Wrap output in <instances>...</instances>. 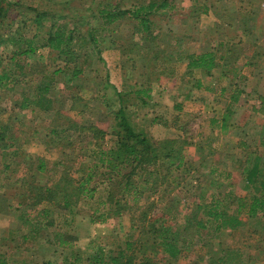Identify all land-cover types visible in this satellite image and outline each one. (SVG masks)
<instances>
[{"label":"trees","instance_id":"1","mask_svg":"<svg viewBox=\"0 0 264 264\" xmlns=\"http://www.w3.org/2000/svg\"><path fill=\"white\" fill-rule=\"evenodd\" d=\"M123 1L106 0L94 12L100 26L96 29L88 25L86 35L96 51L101 52L97 32L104 30L108 36L111 35L110 42L115 45V27L122 21L132 24L133 37H140L141 42L135 44L139 52L141 49H149L146 48L149 39L155 41L160 37V29L154 34V28L161 26L153 17L170 8L171 0H128L131 3L128 7H122ZM256 1L264 4V0ZM68 4L69 1L64 3L65 9ZM19 5L17 0H0V27L4 26V33H0V47L7 45L10 48L7 62L0 51V87H7L10 83L18 85L26 76L38 74L41 82L33 86L31 94L23 92L18 105L21 109L51 112L56 99L49 93L55 76L71 72L70 80L82 72L76 67L80 55L73 48L78 16L65 12V9L49 10L38 7V4L27 5L23 12L29 17L27 22L46 33L38 42V32L31 37L26 36V22H23L26 19L20 20L22 24H17L13 30L12 26L17 18L15 15L10 16V13ZM214 13L223 19L217 11ZM231 14L236 18L233 31L255 34L258 23L254 13L249 16V13L234 10ZM70 21L75 25L69 28L67 23ZM219 27L223 29V33L227 30L225 25L216 24L215 33H218ZM217 35L221 38L218 39L216 51L185 54L184 59L187 61V74L191 75L193 71L199 70L201 76L213 78L214 70L219 72L214 79V86L207 89L212 91L213 88L215 94L225 97L227 101L224 114L211 118L212 125L224 130L229 125L233 106L238 103L242 92L239 86L241 80L245 79L241 76L242 68L245 66L251 71L259 69L263 63L264 47L259 46L256 41H252L248 47L235 41L226 48L222 39L225 33ZM38 47L47 48L64 61V66L52 70L50 78L37 67L40 63L29 61ZM163 53V50L158 49L152 56L158 59ZM139 54L140 59H145L146 54ZM241 55L245 57L243 64L239 61ZM72 65L74 66L70 71L69 66ZM222 82L227 86H223ZM195 83L198 88L203 85L200 78ZM141 85L131 94L142 103H147L151 99L150 80L147 79ZM117 93L120 105L111 112L113 124L110 130L96 124L86 125L55 112L56 119L63 118L66 122L63 125H52L49 130L53 139L50 142L57 145L60 151V158L53 165L60 170H48L45 158L31 157L16 144L18 138L15 132L0 120V151L8 157V161L3 164L6 170L2 172L14 176L18 182L14 195L10 197V193L8 196L0 194V213H13L17 220V226L8 240L15 243L17 250L27 241L36 246L55 243L56 246L72 250L75 236L62 229L53 232L50 229L55 225L57 214L64 217L69 225L74 216L81 212L82 208L79 206L84 202L87 204V215L91 223H105L111 218L128 214L130 228L134 230L141 224L140 233L146 239L143 243L129 234L124 245L117 244L115 250H105L101 245L87 246L82 248L81 253L71 254V259L77 264H158L153 259L158 255L164 259L165 264H183L184 262H179L181 259H185V264H235L236 259L232 251L225 248V241L228 236H232L234 229L246 226L251 218L264 217V160L253 154H248L243 160L240 176L247 194L237 195L231 190H224V182L221 181L223 176L231 179L232 174L216 169L217 165L214 163L202 161L205 155L200 154L199 165L203 164L202 167L210 177L208 187L198 178L195 180V187L189 188L191 196L195 198L187 204V211L179 210L180 200H168L159 213L153 214L157 208L158 199L154 198L157 194L161 197L167 194V189L173 186L174 181L176 186L185 187L182 183L191 176L192 171L199 172L191 170L193 166H188L184 157L182 144L186 147L191 142H187L185 138L155 140L145 129L136 127L131 122L123 93ZM188 97L190 95L186 96ZM72 106L76 110V105ZM176 107L180 110L181 104L176 103ZM78 112H82V109ZM259 112L264 117V98H261ZM174 123L180 128L178 116ZM73 132L78 136L89 135V138L84 141L72 139L70 135ZM202 145L201 151L205 150ZM66 149L70 151L66 152ZM76 149L78 151L74 153ZM81 151L83 155L79 156ZM185 168L187 170H183ZM43 175L48 177L45 182L38 180ZM187 184L185 181V185ZM227 184L234 185L231 181ZM0 185L7 183L3 181ZM8 198L13 199L14 203L8 201ZM180 214L182 219L174 226V219ZM0 244L9 247L8 241ZM0 264H14L10 262L5 250H0ZM40 264L51 262L43 260Z\"/></svg>","mask_w":264,"mask_h":264},{"label":"rangeland","instance_id":"2","mask_svg":"<svg viewBox=\"0 0 264 264\" xmlns=\"http://www.w3.org/2000/svg\"><path fill=\"white\" fill-rule=\"evenodd\" d=\"M17 1H19V7L14 8L10 13V16L15 15L17 18L16 23L12 26L13 30L17 24H22L20 20L26 19L23 21L26 22L24 28L26 36L31 37L32 34L38 32V42L41 41L39 39L46 36V33L41 28H34L32 24L27 22L29 17L23 14L27 5L38 4V7L41 8L61 10L65 9L64 3L69 1L65 12L78 16L73 48L80 55L76 67L82 72L70 80L71 72L60 73L55 76V82L49 93L51 97L56 99L54 109L51 112L38 109H21L18 105L23 92L28 95L31 94L33 86L41 82L38 74L26 76L18 85L10 83L7 87H0V120L9 125L8 129L15 132L18 138L16 144L20 145L31 157H43L48 161V170H60L59 167L53 165L60 158V151L57 145L50 142L53 139L49 130L52 125H63L66 122L63 118L56 119L55 112L59 116H69L86 125L96 124L100 128L110 130V126L113 124L111 112L117 110L120 105L117 95L119 91L123 93L130 120L136 127L145 129L157 141L177 138H185L187 142L190 141L191 143L186 147L182 144L184 157L187 165L193 166L191 170H199V172L192 171L191 176L187 177L185 180L188 182L187 185H185V181L182 183L185 187L176 186L174 181L173 186L167 189V194L162 197L157 194L154 197L158 199L157 208L153 214L159 213L168 200H180L179 210L187 211V204L195 198L191 196L192 193L189 188L195 187V180L198 178L203 185L208 187L210 177L207 174L208 171L202 167L203 164L199 165L200 154L206 156L201 159L202 161L214 163L218 170L231 169L228 170L233 173L231 179L224 176L221 178V181L224 182V190H231L237 195L247 194L243 188L240 168L247 158L248 148H243L244 145L239 144L238 140H249L252 146L256 145L253 143V139L258 136L260 128L263 127V118L250 111V106L255 99L253 97L248 99L247 96L242 95L241 105H239L241 107L237 112L233 111L230 114L231 118H229V125L226 130L215 127L211 124V118L221 117L224 114L226 107L223 110L222 106H226L227 101L225 97L215 94L213 88L212 91L207 88L214 86V79L218 77L219 72L214 70L213 78L201 76L199 70L193 71L191 75L187 74V61L184 59V55L208 50L216 51L217 42L221 38L217 35L218 33L221 35L225 33L222 39L226 48L232 42L239 40L242 41V45L247 47L252 41H256L259 46L264 47V4L256 0L253 2L252 0H171L170 8L153 17V20L161 26L154 28V34H157L160 29L158 33L160 37L155 41L149 39L146 46L149 49H141L140 51L146 54V57L140 59V52L135 45L141 42L140 37H133L132 24L125 21L115 27L117 34L115 45L110 42L111 35L108 36L104 30H101V33L97 32L99 36L98 47L101 48V52L92 47L93 44L86 35L87 26L99 28L100 21L94 16V12H96L99 4L106 0ZM130 4L128 0H124L122 7H128ZM205 8L208 9L204 11ZM234 10L249 13V16L255 14L258 23V30L255 31V34L247 35L233 31L236 18L231 14V11ZM214 11L222 15L223 19L217 17ZM26 14L28 13L26 12ZM216 24L225 25L227 30L223 33V29L219 27L218 33H215ZM73 25L75 24L72 21L67 23L69 28ZM3 28L4 26L0 27V33H4ZM5 32L8 33L6 29ZM79 36L82 37L78 38ZM6 46L0 47L5 62H7L10 50ZM129 49L131 50L128 51ZM158 49L163 50L164 53L158 59H154L152 55ZM171 53L172 55H169ZM262 60L264 61V57ZM29 61L40 63L41 65L37 67L44 74H48V78H50L52 70L64 66V61L61 58L58 59L56 53L44 47H38L36 53L29 57ZM260 65L257 70L262 74L264 73V64ZM73 66H69L70 71ZM248 70L243 69V72L248 74ZM157 75L158 79H156ZM201 77L203 85L198 88L195 86V81ZM147 79L150 80L151 99L147 103H142L131 93L142 86L141 84ZM245 81L241 80L240 85L244 86L247 91H249V87L254 85V82H257L255 79L248 83ZM260 82L263 85L264 80ZM222 83L227 86L225 82ZM187 95H190V98H186ZM176 103L181 104L180 110L176 107ZM73 104L76 105L74 106L76 110L72 109ZM81 109L82 112L79 113L78 111ZM176 116H178L180 128H177V124L174 123ZM70 138L84 141L89 138V135L78 136L77 133L73 132ZM201 144L205 150L201 151ZM69 151L66 149V152ZM77 151L76 149L74 153ZM209 151L211 152L209 153ZM82 155L83 152H79V156ZM7 159L8 157L0 151V184L3 181L7 183V185H0V194L8 196L10 193L11 197L16 192L15 187L18 186V182L14 176L2 172V170H6L3 168V164L8 161ZM47 178L46 175H43L38 177V180L45 182ZM230 181L234 183L233 186L227 184ZM10 200L8 198V201ZM11 203H14L13 199ZM86 206L87 204L84 202L80 204L81 212L74 216V220L69 225L64 221V217L57 214L55 225L50 229L52 232L56 229H62L75 236L72 250L56 246L55 243L36 246V244L31 245L28 241L20 249H15V243L8 239L17 226V220L13 213H0V243L7 241L9 243L8 248L0 244V250H5L6 254L9 255L10 262L14 264H40L43 260H50L51 264H77L71 259V254L73 252L81 253L82 248L87 246L101 245L105 250H115L117 244L124 245V240L129 234H133L136 240L140 239L144 243L146 237L140 233L141 224H138L134 230L131 229L128 214L111 218L105 223L95 224L89 221ZM181 219L182 215L180 214L174 219L173 225H178ZM247 233V231L240 230L232 236H228L227 241H225V248L232 251L233 257L236 259L235 264H264L263 257L257 256L251 259L247 252L252 250H247L248 247L244 248L250 243L249 248L256 246L255 242L247 241ZM191 254L194 255L195 253ZM153 259L158 264H165L160 255L154 256ZM179 262L185 264V259H181ZM196 263L200 264L199 262Z\"/></svg>","mask_w":264,"mask_h":264},{"label":"crops","instance_id":"3","mask_svg":"<svg viewBox=\"0 0 264 264\" xmlns=\"http://www.w3.org/2000/svg\"><path fill=\"white\" fill-rule=\"evenodd\" d=\"M238 42H241V44H243L241 40H239ZM197 53H201V52H197ZM242 59H244V60H242ZM239 61L243 64L245 62V57L240 56ZM262 62L264 63L263 60H262ZM243 69H249L248 74L244 73ZM241 76H242V78H245L242 80H246L245 81L246 83L250 82V80H252V79H255L257 82H254V85L249 87V91H247L244 86L239 85L240 90H242V92L240 94L238 103H236L233 106L232 110L237 112L238 109L241 107L239 105H241L240 100H241L242 95L247 96L248 99L253 97L255 99V101H253V104L250 106V111L255 113V114H258L260 117L263 118V127L260 128L258 136H256L253 139V143L256 144L255 146H252L250 144L251 142L249 140H245V139H239L238 142H239V144L244 145L243 148H248L247 149L248 154H253L254 156H258V157L262 158V160H264V158H263L264 157V117L259 112L261 98H264V87H262V86H264V82H263V85L260 82L261 80H264V73L261 74L260 71H258V70H252L251 71L250 68L243 66ZM200 79L202 80V77ZM223 86H225V85H223ZM199 100H202V98H199ZM226 106H227V103H226ZM226 106L223 105L222 109L224 110ZM251 118H252V115H251ZM224 130H226V129H224ZM262 165L264 166V163ZM228 170H231V169H228ZM228 170H225V171L230 172L233 176L232 171H228ZM232 176H231V178H232ZM254 228H255V230H254ZM240 230L248 232L247 233L248 237H246L247 241L255 242L254 244L256 246L249 248V245L251 246V243H250L249 245H246L244 247V248L248 247L247 250L250 249L252 251H255V252H252V251L247 252L249 257L251 259H253L254 257L258 256L259 258L263 257V259H264V217H260V218H256V217L254 218L253 217V218H251L250 221L246 222V226L243 225L242 227H238L237 229H234L233 234L236 231H240ZM243 235H244V233H243ZM243 241H245V240H243ZM257 241H258V243H257ZM233 249H235V248H233ZM263 262H264V260H263Z\"/></svg>","mask_w":264,"mask_h":264}]
</instances>
